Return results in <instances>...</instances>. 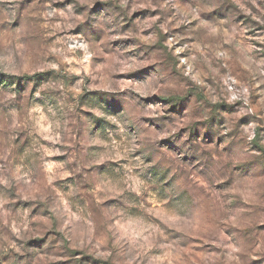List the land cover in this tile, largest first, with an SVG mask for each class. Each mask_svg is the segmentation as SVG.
Instances as JSON below:
<instances>
[{"label": "clouds", "instance_id": "9594fccd", "mask_svg": "<svg viewBox=\"0 0 264 264\" xmlns=\"http://www.w3.org/2000/svg\"><path fill=\"white\" fill-rule=\"evenodd\" d=\"M0 264H264V0H0Z\"/></svg>", "mask_w": 264, "mask_h": 264}]
</instances>
